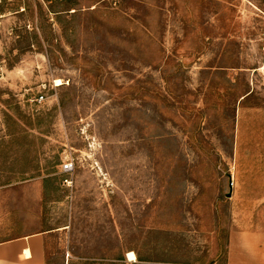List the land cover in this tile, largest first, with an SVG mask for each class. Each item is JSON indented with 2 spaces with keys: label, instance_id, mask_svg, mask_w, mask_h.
Listing matches in <instances>:
<instances>
[{
  "label": "rangeland",
  "instance_id": "rangeland-1",
  "mask_svg": "<svg viewBox=\"0 0 264 264\" xmlns=\"http://www.w3.org/2000/svg\"><path fill=\"white\" fill-rule=\"evenodd\" d=\"M27 233L48 264H264V0H0V240Z\"/></svg>",
  "mask_w": 264,
  "mask_h": 264
},
{
  "label": "crops",
  "instance_id": "crops-1",
  "mask_svg": "<svg viewBox=\"0 0 264 264\" xmlns=\"http://www.w3.org/2000/svg\"><path fill=\"white\" fill-rule=\"evenodd\" d=\"M0 264H48L46 235L27 233L0 240Z\"/></svg>",
  "mask_w": 264,
  "mask_h": 264
},
{
  "label": "built area",
  "instance_id": "built-area-1",
  "mask_svg": "<svg viewBox=\"0 0 264 264\" xmlns=\"http://www.w3.org/2000/svg\"><path fill=\"white\" fill-rule=\"evenodd\" d=\"M43 100H44V96L41 95V96L39 97L38 101H39V102H43ZM72 170H73V162H72V161L65 162V163H63L62 166H61V171H62L63 173H69V172H71Z\"/></svg>",
  "mask_w": 264,
  "mask_h": 264
},
{
  "label": "bare ground",
  "instance_id": "bare-ground-1",
  "mask_svg": "<svg viewBox=\"0 0 264 264\" xmlns=\"http://www.w3.org/2000/svg\"><path fill=\"white\" fill-rule=\"evenodd\" d=\"M129 256H130L132 259H135V258H136L135 254H134L133 252H130Z\"/></svg>",
  "mask_w": 264,
  "mask_h": 264
}]
</instances>
